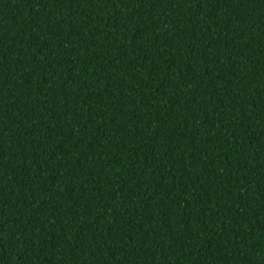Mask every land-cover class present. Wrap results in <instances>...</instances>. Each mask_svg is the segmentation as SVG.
Masks as SVG:
<instances>
[{
  "label": "trees",
  "instance_id": "16d2710c",
  "mask_svg": "<svg viewBox=\"0 0 264 264\" xmlns=\"http://www.w3.org/2000/svg\"><path fill=\"white\" fill-rule=\"evenodd\" d=\"M0 264H264V0H0Z\"/></svg>",
  "mask_w": 264,
  "mask_h": 264
}]
</instances>
